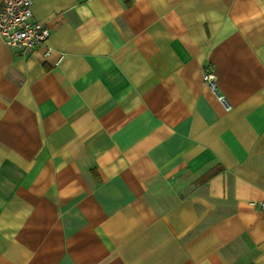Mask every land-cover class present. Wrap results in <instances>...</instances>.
<instances>
[{
    "label": "crops",
    "instance_id": "0c3cea01",
    "mask_svg": "<svg viewBox=\"0 0 264 264\" xmlns=\"http://www.w3.org/2000/svg\"><path fill=\"white\" fill-rule=\"evenodd\" d=\"M32 16L45 43L0 39V264H264V0Z\"/></svg>",
    "mask_w": 264,
    "mask_h": 264
},
{
    "label": "built area",
    "instance_id": "2783aa9c",
    "mask_svg": "<svg viewBox=\"0 0 264 264\" xmlns=\"http://www.w3.org/2000/svg\"><path fill=\"white\" fill-rule=\"evenodd\" d=\"M33 0H0V39L6 44L21 50L32 49L46 42L49 30L32 16ZM50 52L46 46L45 54ZM202 79L216 99L226 110L231 108L225 95L219 92L213 70L207 66ZM264 210V201L260 202Z\"/></svg>",
    "mask_w": 264,
    "mask_h": 264
}]
</instances>
